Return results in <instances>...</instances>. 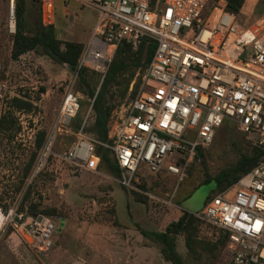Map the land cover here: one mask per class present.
<instances>
[{
    "label": "built area",
    "instance_id": "built-area-1",
    "mask_svg": "<svg viewBox=\"0 0 264 264\" xmlns=\"http://www.w3.org/2000/svg\"><path fill=\"white\" fill-rule=\"evenodd\" d=\"M44 27L55 25V0H38ZM230 0H85L97 21L77 70L104 78L118 47L138 48L146 37L156 50L142 76L141 90L122 109L111 150L124 188L143 189L148 177L182 182L201 162L224 123H233L261 153L240 179L210 198L195 216L227 233L230 264H264V11L243 19ZM9 32L16 34V0H10ZM81 109L70 85L55 123L61 131ZM63 156L96 172L100 159L83 134ZM51 144L54 142L50 137ZM96 163L90 166L91 160ZM143 171L144 176L139 172ZM157 184V183H156ZM175 194V188L173 195ZM172 199V198H171ZM171 199L162 203L174 207ZM11 230L36 253L50 251L57 225L47 216H27L0 207V234Z\"/></svg>",
    "mask_w": 264,
    "mask_h": 264
},
{
    "label": "rangeland",
    "instance_id": "rangeland-1",
    "mask_svg": "<svg viewBox=\"0 0 264 264\" xmlns=\"http://www.w3.org/2000/svg\"><path fill=\"white\" fill-rule=\"evenodd\" d=\"M261 1L246 0L242 18L257 15ZM26 3V31L34 35L40 27L39 5L31 0ZM9 5L10 0H0V123L6 116V125L0 128V207L27 216H47L55 221L58 229L54 247L39 254L27 242L14 239L7 228L0 234V264H106L105 255L95 254L97 251L93 250L94 242L106 240V236H120L125 240L123 252L127 264H172L163 258L162 244L151 234L165 232L170 224L184 216V211L196 220L186 218V222L193 221V251L186 247L189 231L183 230L175 236L182 264H230L229 237L192 214L230 187L220 190L213 181L218 175L234 168L243 157L255 155L256 148L249 139L233 123H224L211 147L200 150L201 162L191 168L182 182L177 184V179L165 175L166 179L148 177L145 180L147 193L155 199L148 196L145 200L124 189L106 163L96 172L68 163L63 156L78 141L87 117L85 138L93 143L95 150L103 146L94 131L93 105L99 92H103L101 107L112 112L108 123L111 135L122 109L141 90L146 65L140 45L132 50L134 58L129 70L103 88L114 59L104 78L93 74L80 76L77 69L53 61L42 47L13 60ZM55 5L56 38L82 42L90 33L91 10L75 0H55ZM66 5L69 23L63 14ZM75 31L79 32L76 37ZM70 85L79 94L81 109L69 126L56 132V119ZM90 91L95 93L94 99L88 94ZM15 98L28 104L25 110L12 108ZM43 133V145L36 151ZM52 136L53 144L49 141ZM94 163L96 160L92 159L90 166ZM143 171L139 172L141 176ZM169 199L174 207L162 203ZM143 232L149 236L144 237ZM139 243L144 252L145 247L153 250L152 254L142 253L141 257L137 253L134 263L130 256L133 247L139 248Z\"/></svg>",
    "mask_w": 264,
    "mask_h": 264
},
{
    "label": "trees",
    "instance_id": "trees-1",
    "mask_svg": "<svg viewBox=\"0 0 264 264\" xmlns=\"http://www.w3.org/2000/svg\"><path fill=\"white\" fill-rule=\"evenodd\" d=\"M39 5L38 0H31ZM246 0H230L228 4V9L234 13L242 14V11L245 7ZM27 3L26 0H16V9H15V18H16V34L13 37V48L11 52V57L13 60H18L22 55L35 51L38 47H42L45 51V54L50 57L53 61L61 64L68 65L72 69L78 68V61L81 57L82 51L84 49V45L76 43V42H64L56 38V30L54 26L44 27L41 23L40 19V6H39V25L40 27L36 31L34 35H29L26 31V12H27ZM260 12L264 11V0L261 1ZM259 12V13H260ZM141 50L140 54L144 56V64L146 65V69L150 64L152 57L156 50V43L152 39L146 37L142 40L140 44ZM133 48L123 43L121 44L116 52L114 57V62L106 75L103 83V88L112 82L116 81L117 77L124 74L129 70V64L132 63L134 55L132 54ZM79 75L83 74H93L98 76L97 74L90 73L86 70L78 71ZM85 81V80H84ZM78 93V92H77ZM91 98L94 99L95 93L90 91L88 93ZM103 95L102 90L99 92L98 96L95 99L93 109L96 112V121H95V134L103 144V146H99L96 148L95 153L96 156L100 159L99 168L102 163H106L110 167L116 175L119 177V169L115 164L114 158L112 156V152L106 146L112 144L111 140H109V128L108 123L111 117V109L106 107V111L100 105V98ZM25 105H28L26 102H23L20 99L12 100V108L15 109H23L25 110ZM6 116L2 117L0 128L3 129L4 125H6ZM45 138V134H42V138L36 144V151H39L43 145V139ZM111 154V156H110ZM201 158L203 155L200 152ZM261 153L256 149V153L252 157H243L234 168L228 170L226 172H222L218 175L213 181L216 183L218 188L221 190L223 187H228L236 183L240 177L249 172L255 165H257L258 161L261 159ZM112 157V159H111ZM29 171H27L28 174ZM124 188V187H123ZM145 190L146 187L142 186ZM126 189V188H124ZM224 189V188H223ZM128 190V189H126ZM133 192L135 195L141 196L145 200L148 199V196L128 190ZM188 212H184V216L180 218L178 222H174L170 224L166 231L163 233H154L151 234L156 237L162 244L161 255L163 258L172 263V264H182V259L176 251L175 244V236H177L181 231L186 230L189 231L190 235L186 236V247L193 251V241L191 240V224L193 221L186 222V218L192 217V220H196L193 216ZM193 215V214H192ZM223 232V231H222ZM224 234L229 237L227 233ZM142 235L144 237H148L149 234L147 232H143Z\"/></svg>",
    "mask_w": 264,
    "mask_h": 264
},
{
    "label": "crops",
    "instance_id": "crops-1",
    "mask_svg": "<svg viewBox=\"0 0 264 264\" xmlns=\"http://www.w3.org/2000/svg\"><path fill=\"white\" fill-rule=\"evenodd\" d=\"M75 1L79 4H82L83 6H86L83 4L85 2V0H75ZM86 7H88V6H86ZM55 8H56V5H55ZM88 8L91 10V21H90V29H89L90 33L88 34V36L85 39H83L82 42L78 41L77 39H75L73 41H64L63 39H61L62 41H64V42H76V43L82 44L84 46L89 42V40L91 39V36H92L93 28H94L95 23L97 21V13L93 8H91V7H88ZM63 14L66 17L65 18L66 22L69 23L68 14H67V5L64 8ZM78 19H81V18L78 17ZM56 32H57V30H56ZM77 33H79V32L78 31L74 32L75 37H76ZM74 36H72V37H74ZM202 209H203V207L200 209V211ZM184 212H186V211H184ZM195 214H193V215H195ZM124 241L125 240L120 236H111V237L106 236V240L103 239V240L94 242L95 245H94L93 250L95 249L97 251V252H95V254L96 253H100V254L102 253L105 255L106 264H119L118 261H120L121 264H127L126 254L123 252V248L125 249ZM98 243H101L103 246L102 245L99 246ZM131 250H132V248H131ZM152 250H153L152 248L145 247V252H144V250H142L141 243H139L138 249H136V247L135 248L133 247V250H132L130 257L134 258L133 261L135 263L136 260L138 259L137 253L138 254L140 253L139 257H141L142 253H145L146 255L152 254ZM137 251H139V252H137Z\"/></svg>",
    "mask_w": 264,
    "mask_h": 264
}]
</instances>
